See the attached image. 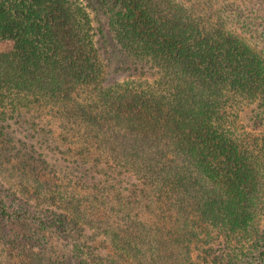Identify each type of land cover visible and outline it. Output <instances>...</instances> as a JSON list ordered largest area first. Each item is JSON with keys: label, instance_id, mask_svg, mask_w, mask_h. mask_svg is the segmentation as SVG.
<instances>
[{"label": "trees", "instance_id": "1", "mask_svg": "<svg viewBox=\"0 0 264 264\" xmlns=\"http://www.w3.org/2000/svg\"><path fill=\"white\" fill-rule=\"evenodd\" d=\"M216 1L0 0V157L18 172L0 162L11 200L0 198V244L53 264L25 236L53 227L77 264H245L261 242L264 148L252 145L264 141L237 137L230 110L264 113V65L213 19ZM110 38L130 83L106 80ZM48 106L86 154L45 137L33 113ZM58 181L88 192L90 208L75 195L52 207ZM99 205L117 219L102 223ZM143 205L156 222L138 217Z\"/></svg>", "mask_w": 264, "mask_h": 264}, {"label": "rangeland", "instance_id": "2", "mask_svg": "<svg viewBox=\"0 0 264 264\" xmlns=\"http://www.w3.org/2000/svg\"><path fill=\"white\" fill-rule=\"evenodd\" d=\"M73 1L78 4L83 3V0ZM214 3L215 11L213 12V19L216 20L218 15L225 17L227 19L226 23L229 31L235 36V38L246 44L251 51L259 57L264 65V0H217ZM107 12L109 11L106 7L104 8V13ZM103 53L104 56L102 60L104 63L106 80L109 85L116 83L121 85L130 83L131 80H128L126 77L128 72L121 69V65L126 64L127 57L115 45L111 38L108 40ZM134 83L138 84V82ZM83 97H86L85 94H83ZM255 108V105L251 106L245 104L235 112L230 110V125L232 131L240 139L249 138L252 141L258 140L261 142L264 141V113L259 114L258 111L253 112V109ZM33 114L38 117L36 122L45 128V131L47 132L45 137L50 139L52 137V140H56V142L60 144V149L64 152H69V156L72 154L78 155V151H80L82 146H84L85 154L87 153L86 150L88 149V145H80L79 138L76 136L77 133L74 131H65L67 126H64L63 119L58 115L55 108L48 106L46 109ZM13 146L18 148L21 147L20 145ZM252 147L262 149L264 148V145H252ZM89 150L92 151L90 154L91 158L100 159V167L105 168L108 156L93 147ZM1 155L0 162L6 163L8 171H10L12 175L17 174V171L11 169L12 163L6 160L9 154L7 152H2ZM1 181L9 183L4 178H1ZM55 183L56 184L53 185V188H56V185H59L60 189H55L56 194L54 197L56 198V201H49V204L52 205V207H61L60 210H62L64 208V201L68 199L69 196L75 195L76 198H80L83 201L82 203H84V205L90 208L91 205L87 201V197L89 196L88 192L81 190L74 185L72 186L67 182H65V184H61L59 181ZM25 186L33 192L34 180L31 173L26 177ZM0 198L4 199L8 205L11 202L8 195L0 193ZM99 207L102 208L101 210L103 213L101 216L102 223L115 220L116 214L105 212L106 208L103 205H99ZM143 207L144 205L136 210L138 217L148 223L156 222L157 216L153 213H155V211L157 212V210L153 208L154 206L150 209H142ZM261 210L263 212L259 223L256 224L255 229L253 228L254 232L259 234H255L256 238L261 242L256 244L254 253L245 261V264H264V205L261 206ZM158 213L160 212L158 211ZM25 236L36 238L39 246L41 244L48 252L47 254L50 255L53 264H77L76 261L72 259L71 242L61 230L57 231L53 227L33 230L28 227ZM37 250L38 248H36L35 251ZM199 253L198 250L193 251L192 255L194 256V260ZM8 260L9 264L11 261H14L15 264H29L31 258L26 257V259H24L22 255L19 256V254L12 252L7 247H4L3 244H0V264H7ZM195 261L198 262L199 260Z\"/></svg>", "mask_w": 264, "mask_h": 264}]
</instances>
